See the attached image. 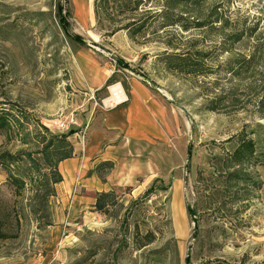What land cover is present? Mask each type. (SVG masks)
Here are the masks:
<instances>
[{
	"label": "rangeland",
	"instance_id": "374dc122",
	"mask_svg": "<svg viewBox=\"0 0 264 264\" xmlns=\"http://www.w3.org/2000/svg\"><path fill=\"white\" fill-rule=\"evenodd\" d=\"M95 1L0 0V108L23 124L0 135V153L20 159L0 167V264H264V0H109L99 19ZM176 53L206 76L169 70L162 54ZM78 55L111 82L79 88ZM132 79L164 105L168 138L98 167L114 181L103 213L84 205L65 222L38 141L62 134L60 114L113 108L109 87ZM242 131L256 162L229 187L222 161Z\"/></svg>",
	"mask_w": 264,
	"mask_h": 264
},
{
	"label": "crops",
	"instance_id": "0c3cea01",
	"mask_svg": "<svg viewBox=\"0 0 264 264\" xmlns=\"http://www.w3.org/2000/svg\"><path fill=\"white\" fill-rule=\"evenodd\" d=\"M78 56L75 59L79 73L76 85L87 92L102 89L112 72L101 73L95 65L87 68L85 60ZM127 86L126 90L122 88L124 99L113 108L99 113V109L91 107L89 113L82 116L87 108L80 106L75 114L76 124L71 130H75L73 134L84 132V142L72 144L73 156L59 163L57 171L62 182L53 186L55 195L52 196L54 205L67 209L65 222L78 214L75 209L92 205L97 193H107L114 184L112 175L101 180L98 167L106 163L117 167L115 164L123 153L135 148L146 150L168 138L164 105L140 81L128 80Z\"/></svg>",
	"mask_w": 264,
	"mask_h": 264
},
{
	"label": "trees",
	"instance_id": "16d2710c",
	"mask_svg": "<svg viewBox=\"0 0 264 264\" xmlns=\"http://www.w3.org/2000/svg\"><path fill=\"white\" fill-rule=\"evenodd\" d=\"M109 0H100L94 2V14L96 19H99V12L101 9L104 8V5H108ZM175 1L177 5L180 4H187L189 0H172ZM197 1H203V0H195ZM195 3V2H194ZM126 11H135L136 7H131L133 4L132 1H127L125 3ZM135 22H131V24H126L121 27L122 30H126L128 32H131L133 29V26H135ZM141 30V26H137L136 29H134L132 36L136 35ZM81 46H85L82 42H79ZM164 56L165 64L169 70H172L174 72H178L180 74L186 75V76H206V70H204V66L202 62H199L196 58L189 57L187 55H183L181 53L176 54H162ZM238 67H234L230 70V73H232L234 76L235 74H238ZM113 77V76H112ZM112 77H110L107 81V83L111 82ZM1 106V105H0ZM259 112V117L264 119V90L261 92V99L259 101V105L257 108ZM11 109H6L5 107L0 108V135L2 132L9 131L13 129V125L23 127V124H21V120L17 119L12 113ZM22 115V113H20ZM17 115V114H16ZM18 116V115H17ZM22 119V118H21ZM44 129V128H43ZM46 132V129H44ZM252 133V132H251ZM251 133H247L246 131H242L238 134L236 137L237 139V146L230 152V154H227L225 157L226 159H223L222 164L223 167L221 169V176L224 177V183L225 185L230 186L232 181L238 180L240 178L243 180V182H247L250 175L248 173V169L256 162V154H255V145L256 141L252 138H249V135ZM73 134L72 131H69V133L61 134L60 136H54L50 135L49 137H41L38 141V144L40 146V154H42V159L45 162V165L49 166L51 170H53V177L51 180H48L52 185L58 184L62 182V177L58 174L57 167L59 163L62 162V160L71 158L73 156L74 148L72 147V144L69 142V135ZM19 157L10 154L9 152L3 151V153H0V167L4 168V170H8L9 166L13 163H17L19 161ZM27 161L32 164L31 157L28 155ZM104 167H112V163H106L103 164ZM52 194L53 195V190ZM55 193V192H54ZM110 193H100L98 194L94 206L95 209L98 212H102L105 207V202L110 197ZM187 213L191 216L193 215V212L187 207Z\"/></svg>",
	"mask_w": 264,
	"mask_h": 264
},
{
	"label": "built area",
	"instance_id": "2783aa9c",
	"mask_svg": "<svg viewBox=\"0 0 264 264\" xmlns=\"http://www.w3.org/2000/svg\"><path fill=\"white\" fill-rule=\"evenodd\" d=\"M116 106V105H114ZM70 118V119H69ZM53 126L55 127L56 131L62 132V134H68L71 131V127L75 126L76 122L74 121L73 117H65L64 115L60 114L57 116L56 120L53 121ZM72 138L76 136L77 139H80L79 142L83 143L85 134L84 132H78L75 134L70 135Z\"/></svg>",
	"mask_w": 264,
	"mask_h": 264
},
{
	"label": "bare ground",
	"instance_id": "6f19581e",
	"mask_svg": "<svg viewBox=\"0 0 264 264\" xmlns=\"http://www.w3.org/2000/svg\"><path fill=\"white\" fill-rule=\"evenodd\" d=\"M109 97L105 98L103 102L106 106H113L121 102L124 99V94L122 92V87L119 85H112L109 87Z\"/></svg>",
	"mask_w": 264,
	"mask_h": 264
}]
</instances>
